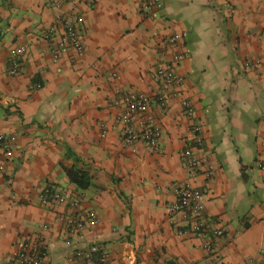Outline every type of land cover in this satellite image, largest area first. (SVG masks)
Segmentation results:
<instances>
[{
	"label": "crops",
	"instance_id": "obj_1",
	"mask_svg": "<svg viewBox=\"0 0 264 264\" xmlns=\"http://www.w3.org/2000/svg\"><path fill=\"white\" fill-rule=\"evenodd\" d=\"M77 18L84 53L53 62L64 20ZM174 35L182 37L176 48L166 43ZM23 45L12 76L11 52ZM175 52L188 55L178 67L184 86L166 91L162 107L156 66ZM248 61L260 65L247 69ZM131 91L151 98L163 129L158 152L122 144L114 120ZM185 96L204 125L206 164L197 177L182 160L192 135ZM0 133L17 138L11 159L0 152V264L39 240L48 264H69L62 218L70 208L42 206L46 187L98 214L99 225L74 246L102 243L108 264H264V0H164L152 19L143 0H67L60 9L0 0ZM72 168L91 177L88 190L70 182ZM187 184L204 193L207 220L225 229L222 238L178 233L186 219L168 207Z\"/></svg>",
	"mask_w": 264,
	"mask_h": 264
},
{
	"label": "built area",
	"instance_id": "obj_2",
	"mask_svg": "<svg viewBox=\"0 0 264 264\" xmlns=\"http://www.w3.org/2000/svg\"><path fill=\"white\" fill-rule=\"evenodd\" d=\"M67 0H46L48 8L60 9ZM91 2V1H89ZM143 8L152 19L154 15L164 9V0H143ZM81 18L75 22L68 19L64 20L65 31L59 38L52 51V60L57 63L69 51H75L82 54L85 51V45L82 37V31L79 28ZM57 33L55 27L46 33V38L51 39ZM182 37L174 35L166 43L168 46L176 48L180 45ZM28 49L26 46H18L11 52L12 66L9 73L17 76L20 72V62L26 56ZM187 53L175 52L170 59L161 61L156 66V77L161 85L162 92L159 95V102L162 107L167 105L166 91H182L184 78L179 74V65L186 60ZM260 63L246 62L245 67L251 69L259 66ZM41 89V85H36ZM120 113L115 117L114 123L121 130L122 144L125 148H132L141 143L152 152L160 150V143L163 136L161 125L151 115V98L149 95L131 91L120 97ZM181 106L185 116L191 121V138L182 152V160L185 167L191 171L193 177H197L204 170L206 158L203 157L205 147V138L203 136L204 125L199 116V112L192 100L185 96L181 101ZM106 125H102V136L108 133ZM17 138L12 134L0 133V152L11 159L14 154ZM259 168L264 172V159H260ZM206 176L212 178L213 174L207 172ZM177 200L168 207L170 216L183 214L187 226L178 231L180 235L191 234L199 239L205 238L211 234L214 239L222 238L225 235L224 228H217L209 222L208 211L205 204L204 193L198 188L190 185H182L176 188ZM40 203L46 207L52 204L67 205L70 213L62 218L68 239L66 246L71 250L69 264H108L109 253L102 243H93L86 248L74 246V238L85 239L87 231L96 228L100 219L96 212L83 209L80 200L71 197L68 194L55 191L46 187L40 194ZM207 252L213 253L214 246L211 242L204 245ZM50 258L49 247L45 240L24 243L18 248L10 258L7 264H48Z\"/></svg>",
	"mask_w": 264,
	"mask_h": 264
},
{
	"label": "trees",
	"instance_id": "obj_3",
	"mask_svg": "<svg viewBox=\"0 0 264 264\" xmlns=\"http://www.w3.org/2000/svg\"><path fill=\"white\" fill-rule=\"evenodd\" d=\"M66 174L70 182L77 186L80 190H88L92 186L91 177L79 169H69L66 171Z\"/></svg>",
	"mask_w": 264,
	"mask_h": 264
}]
</instances>
